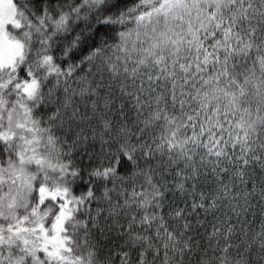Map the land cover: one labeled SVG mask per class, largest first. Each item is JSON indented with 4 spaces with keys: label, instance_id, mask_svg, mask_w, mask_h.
Instances as JSON below:
<instances>
[{
    "label": "snow or ice",
    "instance_id": "6c2138e0",
    "mask_svg": "<svg viewBox=\"0 0 264 264\" xmlns=\"http://www.w3.org/2000/svg\"><path fill=\"white\" fill-rule=\"evenodd\" d=\"M16 141L0 264H231L237 224L248 237L264 212V0H0V142Z\"/></svg>",
    "mask_w": 264,
    "mask_h": 264
},
{
    "label": "clouds",
    "instance_id": "9594fccd",
    "mask_svg": "<svg viewBox=\"0 0 264 264\" xmlns=\"http://www.w3.org/2000/svg\"><path fill=\"white\" fill-rule=\"evenodd\" d=\"M35 71V70H34ZM39 78V77H38ZM77 78H76V74H73V78L69 81V88H75L77 86ZM42 87H47V81H42ZM61 87H63V85H61ZM7 103L9 106L15 104V100L13 99L12 95L9 94L6 97ZM38 107L37 104H35V102H33V108L34 110ZM37 119H41L43 120V125L45 127L49 126V121L47 119V117H44L43 115H41L40 117H37ZM4 123H7V118L5 116V120ZM73 131H75V129H73ZM85 134L87 135V129H85ZM114 133L112 134V136L114 137ZM61 146H67L68 145V140H67V134L63 137H58ZM92 142V138L91 136H89L88 140L85 141L86 144H91ZM18 144V141L16 142H12L9 144H4L2 142H0V149H3V158L5 159V161L9 158V153H15L16 151V146ZM109 146H111L112 150L114 151L119 145L118 143L114 142V140H109V144L105 145V149L107 150L109 148ZM44 149L42 148V151ZM84 151L85 149L83 148L82 145L78 146L75 149H70L69 150V158L72 161V163H79L82 159V157L84 156ZM79 153V154H77ZM89 163L88 159H83V164L87 165ZM33 175L36 177V182L39 183L42 181L43 179V172L39 169H33ZM49 182L52 181V179H54V174L49 172ZM71 180L75 181L76 185H80L81 182L83 183H87L90 179V175L87 171V169L85 168L84 170V175L79 177V178H70ZM8 186L4 185L2 188H0V192H6L7 191ZM264 203V202H261ZM252 211H255L257 214V219H256V224L252 225L251 228L248 229V237H245L242 232H241V228L240 226L237 224L236 227V232L241 234L239 239H234L233 240V244L234 247L230 250L231 254L229 256V260L231 261V264H237V262L243 260L244 264H264V250L260 249L259 245L256 244L253 246L252 250L250 251H246V243L245 241L251 237L252 233L255 231H259L258 225L260 223L261 220H264V212L261 211V208L256 206L252 209ZM243 219V217H242ZM235 223V221H234ZM249 224H251V220H249ZM246 228H248V225H245ZM235 245H238L235 246ZM208 255L212 256L213 253L211 251V249L207 250ZM216 255H223V253H220L217 251ZM192 264H197V261L193 258L192 259ZM216 264H218V262H216Z\"/></svg>",
    "mask_w": 264,
    "mask_h": 264
}]
</instances>
